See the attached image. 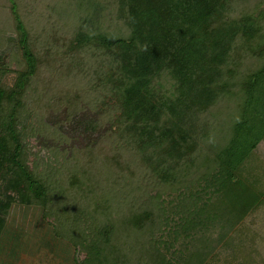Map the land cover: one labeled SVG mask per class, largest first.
Segmentation results:
<instances>
[{
    "label": "trees",
    "instance_id": "trees-1",
    "mask_svg": "<svg viewBox=\"0 0 264 264\" xmlns=\"http://www.w3.org/2000/svg\"><path fill=\"white\" fill-rule=\"evenodd\" d=\"M19 1L0 0V264H217L212 226L264 202L245 165L264 0H88L65 20L55 0L41 52Z\"/></svg>",
    "mask_w": 264,
    "mask_h": 264
},
{
    "label": "rangeland",
    "instance_id": "rangeland-1",
    "mask_svg": "<svg viewBox=\"0 0 264 264\" xmlns=\"http://www.w3.org/2000/svg\"><path fill=\"white\" fill-rule=\"evenodd\" d=\"M25 1V5L23 7L21 1H19V4L21 5L20 8L22 14L27 18L25 20L27 22V26L29 27L28 29L30 32V41L31 43H34V45L36 44L39 47L38 49L35 48V51L41 52V50L47 49V43H50L49 40L54 37L55 31L58 30L57 28H61L62 22L59 23V15L55 17L57 13H55L57 2H55V0ZM61 1L63 4L61 7V11L59 10V12L62 13L63 8L65 9L62 20H65L66 18L73 19V13L75 15H77V12L87 13L89 8V2H87L88 0ZM76 3H78L79 5H77ZM77 24L79 25V23ZM123 32L125 33L126 31L123 30ZM47 50L49 51V49ZM62 84V87H64L65 85H67V82H65V84L64 82H62ZM101 86L102 82H97L96 79L91 80L89 84V87L91 89L100 88ZM114 100V97H112L111 102H114ZM97 106L100 107V105ZM87 113L89 116L90 113ZM94 115L95 114L92 113L90 118H93ZM182 120L185 121L186 119ZM99 131H96V133L99 134ZM116 138L117 139L115 140L114 145L117 148H121V145H124V142L119 135ZM81 143L83 144L85 143V141L81 140L78 145L80 146ZM199 151L201 150L198 148L195 152L197 153ZM254 153L255 154H253L252 157L256 159L250 158L249 161L245 163V165L246 168H249L254 163L257 165V167L253 170L254 172H252L251 174L254 173V176L258 177L260 186L264 191V139L259 142ZM166 198L172 199L173 197L166 196ZM212 199L216 202L217 197H214ZM214 226L215 227L212 226V229H210V231L216 232H214V235L210 236L209 240L206 241V244H208L209 247L213 248V254L218 257L217 264H264V202H262V204H260L259 207L254 210V212L245 216L240 222L238 221L234 229L225 227L223 228V230H221L218 226V222L215 223ZM200 234L201 233H198L196 235L198 244L202 243V240L199 236ZM217 236H222L221 241H219ZM202 245H205V242ZM42 257L44 262L47 257L43 253ZM19 264L37 263L30 256H25L24 254L23 261H21Z\"/></svg>",
    "mask_w": 264,
    "mask_h": 264
}]
</instances>
